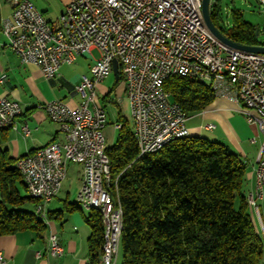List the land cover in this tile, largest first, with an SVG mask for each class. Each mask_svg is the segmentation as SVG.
<instances>
[{
	"label": "built area",
	"instance_id": "1",
	"mask_svg": "<svg viewBox=\"0 0 264 264\" xmlns=\"http://www.w3.org/2000/svg\"><path fill=\"white\" fill-rule=\"evenodd\" d=\"M5 1L11 13L1 36L9 41V49L19 62L37 67L45 80H53L61 67L71 66L79 57L92 59L91 77H82L74 87V93L81 97L76 107L62 100L38 106L58 126L64 143L35 150L17 164L28 176L30 193L46 195L48 205L65 181L66 168L76 165L77 156H84V165L80 166L83 183L76 201L82 202L88 212L90 203L105 209L106 264L116 262L122 210L111 195L112 181L104 177L110 165L105 156L107 116L95 105V97L96 87L112 74L113 61L124 83L138 155L153 153L158 142L170 143L188 134L186 116L163 89L170 77L197 76V82L214 85L218 98L241 108L246 123L263 136L254 191L248 196L258 214L257 203L264 197V55L237 50L217 40L205 25L201 0H68L52 30L44 29L45 18L34 10L30 0ZM256 2L264 12V0ZM93 51L98 53L97 58ZM20 113L16 102L0 97V123H11L14 128ZM205 128L214 129L212 125ZM115 129L119 130V124ZM21 133L29 135L26 125ZM47 241L45 255L60 257L63 249L57 237L50 234ZM0 264H5L1 254Z\"/></svg>",
	"mask_w": 264,
	"mask_h": 264
},
{
	"label": "trees",
	"instance_id": "2",
	"mask_svg": "<svg viewBox=\"0 0 264 264\" xmlns=\"http://www.w3.org/2000/svg\"><path fill=\"white\" fill-rule=\"evenodd\" d=\"M215 1L210 19L225 38L242 46H264L238 15L230 31L220 28ZM1 20L0 16V35ZM163 89L186 118L215 99L206 85L178 76L165 80ZM118 123L115 142L105 152L111 195L122 210L121 264H264V240L253 228L242 194L246 168L235 154L218 142L187 136L137 158L127 120L120 117ZM18 160L0 150V237L47 228L36 212L19 209L38 202L28 196L12 167ZM70 206L79 207L69 204V211ZM46 217L49 221L50 215ZM86 222L91 231L88 264H101L103 219L92 210Z\"/></svg>",
	"mask_w": 264,
	"mask_h": 264
},
{
	"label": "crops",
	"instance_id": "3",
	"mask_svg": "<svg viewBox=\"0 0 264 264\" xmlns=\"http://www.w3.org/2000/svg\"><path fill=\"white\" fill-rule=\"evenodd\" d=\"M65 6L66 4L62 12ZM5 7V15L2 16L0 13L1 19L9 17L11 7L5 0H0V11ZM55 20L53 25L56 23ZM87 58L90 59V63H83V60ZM75 64L77 72L68 69L71 66H63L57 77L48 81L42 77L37 67L21 64L6 46V41L3 38L2 41L0 40V79L3 81L0 84V97L16 102L21 109L20 115L14 120V128L0 131V150L5 151L10 159H20L51 143H64V136L58 126L51 122L47 115L38 109V106L53 100H62L70 107H76L81 102V97L74 93V87L80 83L82 77H91L92 59L88 56L79 57L72 66ZM82 69L83 73L80 71ZM111 75L96 87L95 97V105L106 112L107 125L104 134L106 133L105 137L108 135L106 140L108 138L110 146L115 142L118 130L115 129V125L119 124L120 117L127 120L131 129L129 103L125 93L119 92L113 102H108V108L105 105V98L111 93L105 82ZM117 83L119 84L118 80L114 78V84ZM240 109L226 99L215 98L205 110L187 117L185 127L189 137L218 142L242 161L246 168L242 194L247 200L249 194L254 191L255 169L263 136L255 126L246 123ZM23 125H26L30 131L28 136H23L21 133ZM208 125H212L214 129L206 130L205 127ZM72 176L78 182L74 200H70V194L67 191L63 193V198H59L62 186L56 197L46 207V215H50V219L44 231H26L14 236L0 237V254L5 264H88V239L91 231L86 218L89 212L73 206H70L72 211L68 210L69 204H75L77 190L82 181L80 166L76 169L72 168ZM27 203H31L34 208L32 202ZM246 204L253 228L264 240V197L257 203L258 214L252 206ZM50 234L57 237L63 249L62 255L54 259L45 255L48 246L47 238ZM37 254L40 258H36ZM115 264H121L120 255H117Z\"/></svg>",
	"mask_w": 264,
	"mask_h": 264
},
{
	"label": "rangeland",
	"instance_id": "4",
	"mask_svg": "<svg viewBox=\"0 0 264 264\" xmlns=\"http://www.w3.org/2000/svg\"><path fill=\"white\" fill-rule=\"evenodd\" d=\"M30 1L32 2L34 7L37 9V11L41 12L45 20L48 23L50 22L51 24L50 23L49 24L52 26H53L52 23L54 22V20L57 17H59L60 13L62 12L63 6L68 3V0H30ZM215 4L217 8V16H218L217 18H218V24L220 28L225 29L226 31H230L234 24V16L238 15L241 17L242 21L245 24L249 25L250 27L254 29L256 41L260 44L264 43V12H263V8H261L258 5L256 0H216ZM5 12H6V7L4 9H1L0 11L2 16L5 15ZM2 38L3 37L1 36L0 37L1 41H2ZM92 55L94 56V58L98 57V53L96 51H93ZM89 60L90 59L87 58V60H83V63L89 64L90 63ZM75 66L76 64L73 66L71 65V67L68 69H71L72 72H77V70H75ZM80 71L81 73L84 72L83 69ZM105 84L107 85L108 89L111 90L110 95H108L105 98V105L108 108L109 101L113 102V100H115V97L118 95L119 92H121V94L124 93V83L121 80L119 84L118 83L114 84V77L113 75H111V77L105 82ZM107 136L108 135H106V137ZM109 143L110 142L107 138L106 145L110 146ZM78 166L71 165L68 167L67 176H66L65 181L62 184L63 189L59 195V198H63V193L67 191L70 194V200L71 201L74 200V194H75L74 192H75V188L78 186V182L76 178L72 176V168L76 169ZM21 194L23 195V192H21ZM19 209L24 212H29V213L36 212V210H34L31 203H26L24 206H22ZM118 255H120V258H121V252H119Z\"/></svg>",
	"mask_w": 264,
	"mask_h": 264
},
{
	"label": "bare ground",
	"instance_id": "5",
	"mask_svg": "<svg viewBox=\"0 0 264 264\" xmlns=\"http://www.w3.org/2000/svg\"><path fill=\"white\" fill-rule=\"evenodd\" d=\"M34 10L37 11L35 8H34ZM7 22H8V17L1 20V30L6 29ZM43 27L45 30H52V28H56V23L52 26L46 20H43ZM6 46L9 48V41H6ZM189 79L197 81V76H189ZM204 85H206L208 88H210V90L212 91L215 98H218V91L214 87L213 84L204 83ZM16 109H17V111H21V109L17 103H16ZM11 128H12L11 123H0V130H6V129H11ZM119 128H120V126H119ZM187 136H188V134L185 136H179V139L185 138ZM167 144H168V142H158L153 147V153L160 151ZM148 154H150V152H142L141 154L138 155V158L142 157V156H147ZM105 156H107L106 152H105ZM76 165H79V166L84 165V156H77L76 157ZM16 169L22 178V182H24V184H25L28 196L38 202V204L36 206V208H37L36 215L40 218L41 221H43L45 224H47V220H46L47 196L46 195H36V193H30L28 176L21 171V169L17 163H16ZM66 175H67V168L65 171V179H66ZM104 177L106 180H111L110 165H108V167L104 170ZM81 183H83V176H82ZM115 193H116V189H115ZM115 201L118 203L117 197L115 198ZM75 202L79 206L80 209L86 211L85 205L82 202L76 201V199H75ZM247 203H248V205L252 206V202H251V199L249 197H247ZM92 210L98 212L100 214L101 218L103 219V222H104L103 242H102V247H101V264H106L107 248H108V231H107L106 212H105V209L100 207L98 203H90V211H92ZM41 212H43V215ZM46 251H48V246H47Z\"/></svg>",
	"mask_w": 264,
	"mask_h": 264
},
{
	"label": "water",
	"instance_id": "6",
	"mask_svg": "<svg viewBox=\"0 0 264 264\" xmlns=\"http://www.w3.org/2000/svg\"><path fill=\"white\" fill-rule=\"evenodd\" d=\"M211 5V0H201V12L203 16V20L205 22L206 27L208 30L211 32V34L220 42L223 44L235 48L237 50L245 51V52H251V53H256V54H262L264 55V47H247V46H242L235 44L231 41H229L227 38H225L219 31L218 29L213 25L210 15H209V9ZM112 75L115 78V80H118L119 78V73L117 69V63L116 61L112 62Z\"/></svg>",
	"mask_w": 264,
	"mask_h": 264
}]
</instances>
